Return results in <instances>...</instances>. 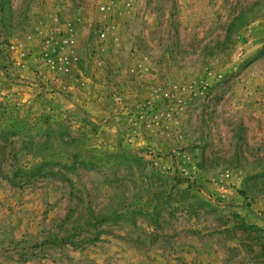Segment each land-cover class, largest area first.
<instances>
[{"label": "rangeland", "instance_id": "obj_1", "mask_svg": "<svg viewBox=\"0 0 264 264\" xmlns=\"http://www.w3.org/2000/svg\"><path fill=\"white\" fill-rule=\"evenodd\" d=\"M0 264H264V0H0Z\"/></svg>", "mask_w": 264, "mask_h": 264}, {"label": "built area", "instance_id": "obj_2", "mask_svg": "<svg viewBox=\"0 0 264 264\" xmlns=\"http://www.w3.org/2000/svg\"><path fill=\"white\" fill-rule=\"evenodd\" d=\"M103 35H104V34H103ZM44 53H45V55H46V56H48V55H49V53H48V52H46V51H44Z\"/></svg>", "mask_w": 264, "mask_h": 264}, {"label": "trees", "instance_id": "obj_3", "mask_svg": "<svg viewBox=\"0 0 264 264\" xmlns=\"http://www.w3.org/2000/svg\"><path fill=\"white\" fill-rule=\"evenodd\" d=\"M85 162H86V160H85Z\"/></svg>", "mask_w": 264, "mask_h": 264}]
</instances>
